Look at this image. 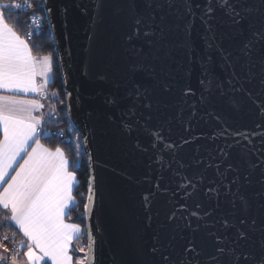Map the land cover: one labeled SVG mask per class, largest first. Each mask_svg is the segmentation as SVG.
Instances as JSON below:
<instances>
[{
	"label": "water",
	"instance_id": "1",
	"mask_svg": "<svg viewBox=\"0 0 264 264\" xmlns=\"http://www.w3.org/2000/svg\"><path fill=\"white\" fill-rule=\"evenodd\" d=\"M149 2L153 3L151 9L146 6ZM157 3L164 7L156 8ZM169 3L173 7L169 8ZM208 3L41 0L57 56L66 113L77 129L88 170L87 211L84 207V256L90 253L87 264H161L159 254L151 252L153 237L159 233L166 243L176 234L167 221L173 212L177 217H188L195 226L193 211L203 215L215 209L208 217L210 222L231 210L223 197L216 208L215 199L205 195L204 189L220 179L216 165H220V172L229 163L241 171L251 170L252 183L243 192L252 203V214L260 217V200L255 193L261 190V169H251V163L264 164V112L260 110L264 104V85L260 82L264 44L257 45L250 58L241 49L251 32L264 24V5L262 0H242L249 11L240 25H233L221 9L207 20ZM137 16L144 21L139 34L134 24ZM153 30L155 35H143ZM189 30L191 49L185 47ZM212 35L216 45L225 50L223 54L207 47ZM227 63L234 65L243 91L230 90L227 81L232 69ZM201 79L205 80L203 86ZM161 80L172 85L170 91L161 90ZM208 80L213 83L209 85ZM133 82L149 88L155 103L151 112L137 105L129 132L123 121L129 119L127 112L135 100L128 95ZM217 84H222L225 95H220ZM186 87L192 94L184 95ZM202 93L207 97L204 101ZM106 98L118 103L106 104ZM221 129L227 130L223 136ZM150 132H159L168 142L163 152L152 147ZM221 149L229 153L227 158ZM233 175L229 172L228 179ZM184 177L197 187H188ZM181 205L186 208L181 209ZM177 222L185 221L181 218ZM183 235L189 232L185 230ZM195 236L203 253L199 260L205 264L214 250L212 240L204 229ZM260 241L256 232L245 247L258 250ZM174 243L173 259L180 250L179 237Z\"/></svg>",
	"mask_w": 264,
	"mask_h": 264
},
{
	"label": "snow or ice",
	"instance_id": "2",
	"mask_svg": "<svg viewBox=\"0 0 264 264\" xmlns=\"http://www.w3.org/2000/svg\"><path fill=\"white\" fill-rule=\"evenodd\" d=\"M146 6L151 9L153 3L149 2ZM155 7L163 8L164 5L157 3ZM168 7L171 8L173 5L169 3ZM13 8H32L39 11L29 0L12 4L0 3V209H3V213L0 214L2 215L0 223L6 221L23 236L15 249H10L4 243L10 237L7 234L3 236L0 248L4 253L12 254L11 256L0 255V261L8 262V264H73V256L70 253L74 250V240H79L82 230L78 224L67 223L66 217L76 206L72 195L75 173L69 171L76 161H70L61 147L57 146L53 149L41 143L42 135L43 138H49L51 135L63 136L64 132H45L42 125L47 121L44 114L40 112L44 104L40 99L26 98L29 94L47 95V85L53 71L52 56L49 54L38 58L33 54L34 46H30L28 40L22 38L17 31V28L23 29L27 25L9 23L5 18V11ZM216 9L225 11L233 25H240L246 19L244 13L249 11L242 0H209L205 9L207 20L210 21L214 17ZM47 10L51 12L50 8ZM8 19H12L11 12ZM154 19L153 17V21ZM160 19L163 20L164 17L161 16ZM143 22V17H136L134 24L137 26L135 29L137 34ZM33 24L35 31L28 33L29 36L34 35L36 31H41V20H34ZM160 31L163 32V29L161 28ZM208 31H212L210 24H208ZM155 34L154 30L151 33L149 31L143 33L145 37ZM187 35L185 47L191 49L190 30ZM131 38L130 35L129 39ZM260 44H264V24L251 32L250 38L243 44L241 50L250 58ZM207 47L215 48L222 54L225 51L221 46L216 45L214 35L208 40ZM223 58L225 61L228 60L227 56ZM207 59L211 60L212 57L209 55ZM261 65L264 71V59L261 60ZM226 67L232 69L227 81L230 90L233 93L243 91V85L240 84L241 78L235 71L234 65L227 63ZM132 70L136 71L135 68ZM205 72L210 75L207 69ZM153 75H155L154 71ZM260 82L264 85V76L261 77ZM159 83L163 92L171 90L172 85L167 81L161 80ZM207 83L211 85L213 81L208 80ZM200 84L203 86L205 80L201 79ZM238 84L239 87H237ZM217 87L220 89V95H225L222 84H217ZM206 91L210 92L211 89ZM189 94H192V90L186 87L184 95ZM128 95L135 97V100L127 112L129 119L123 123L124 127L131 132L134 122L131 118L137 116V105L151 112L155 101L151 90L136 82H133ZM206 99L207 97L202 93L201 100ZM105 103L116 104L118 101L106 98ZM260 110L264 112V104L261 105ZM139 114L143 115V112ZM192 115H196L195 111ZM48 119H51V116ZM148 119H151V116H148ZM135 123L138 124L139 120H135ZM69 131H77V129L70 128ZM226 131L221 129L220 134L223 136ZM149 134L153 137V148L160 147L163 152L168 147V142L159 132ZM87 139L88 137L84 136L85 142ZM74 147L78 150L81 144L74 143ZM220 151L225 158L229 156V153L223 149ZM255 168L261 169L259 181L261 190L255 193L260 200V217L257 218L252 214V203L243 192L244 187L252 183L251 170L241 171L240 167L229 163L225 171L220 172V165H216L220 179L213 180L204 192L209 200L215 199L216 208L221 206V197H223L231 210L221 213L210 222L208 217L214 215L215 209L204 211L203 215L193 211L191 216L196 218L195 226L188 217L182 215L177 217L176 212H173L167 217V221L173 224L176 234L168 238L166 243L161 240L159 233L153 237L151 252L159 254L161 264H201L199 257L203 253L198 248L195 234L202 229L211 238L214 249L205 264H264V164L251 163V169ZM229 172L234 173L230 180ZM184 179L188 187H197L190 178L184 177ZM224 180H228L227 184ZM200 182L203 183L202 177ZM180 207L184 209L186 205ZM196 208L200 209L201 205L197 204ZM85 211H87V205H85ZM181 218L185 221L183 224L177 222ZM210 228L214 230L207 231ZM185 230L189 232L188 236L183 235ZM256 232H259L261 236L259 249L249 250L245 246L253 239ZM177 237L181 242L180 250L173 259L172 254L176 252L174 242ZM75 250L84 251L83 248ZM21 252L24 259H20ZM89 255L90 253H87L83 258L77 259L75 264H87Z\"/></svg>",
	"mask_w": 264,
	"mask_h": 264
},
{
	"label": "trees",
	"instance_id": "3",
	"mask_svg": "<svg viewBox=\"0 0 264 264\" xmlns=\"http://www.w3.org/2000/svg\"><path fill=\"white\" fill-rule=\"evenodd\" d=\"M16 0H0L3 4H12ZM35 8H38L39 11H35L32 8H29L27 11H19V10H8L5 11V18L7 22L13 24H25L26 28H17L18 33L24 38L25 34L28 30L30 17L35 14H40L43 16V25L41 26V31L36 32L34 35L28 39L30 46L33 47V54L35 56H43V55H51L52 56V79L48 84V92L46 97L45 106L49 107L50 110L46 115L47 123L43 124V128L45 132L48 133H58L64 132L63 136L51 135L49 138H43L41 141L49 146L50 148H55L57 146L61 147L65 153L68 155L69 160H75L76 163L73 167L69 169L73 171L77 178V184L74 187L73 194L75 197V207L66 217L67 220L79 224L83 228V233L80 236L79 240H75L73 243V260H77L84 257L85 249H86V234H85V221H84V207L86 203V197L88 193V170L86 166V161L81 151V147L77 150L74 147V143L80 144V138L78 136L77 131H69V129H75L67 116L66 108H65V97L64 91L62 87V80L59 72L57 56L54 51L53 43L50 37V30L47 26V22L44 16V11L41 5V0H29ZM9 12L12 13V19H8ZM55 93V95H53ZM55 115V117H54ZM51 116V119L48 117ZM3 213V209H0V214ZM0 219H2V215H0ZM13 233L15 235L13 236ZM7 234L10 239L5 241L4 243L10 249H15L19 246V241L23 239L22 235L18 232L15 227L9 226V224L5 221L0 223V241H3V236ZM77 248H83L84 251H76ZM9 252L8 254H10ZM22 253L20 255V259L22 257ZM12 254V253H11Z\"/></svg>",
	"mask_w": 264,
	"mask_h": 264
},
{
	"label": "crops",
	"instance_id": "4",
	"mask_svg": "<svg viewBox=\"0 0 264 264\" xmlns=\"http://www.w3.org/2000/svg\"><path fill=\"white\" fill-rule=\"evenodd\" d=\"M1 3V2H0ZM22 37V36H21ZM23 38V37H22ZM44 56V55H43ZM43 56H37L38 58H42ZM39 79V78H38ZM51 79H52V73L50 74V79H49V82L51 81ZM49 84V83H48ZM47 92H48V85H47ZM46 97H47V95L46 96H36L35 94H29L28 95V97H26V98H36V99H40V101H41V103H43L44 104V108H42L41 110H40V112L42 113V114H44V116H45V118H46V115L48 114V112H49V110H50V108L49 107H47V106H45V104H46ZM50 113V112H49ZM42 127H43V125H42ZM41 143H43L42 141H41ZM44 144V143H43ZM45 146H47L46 144H44ZM47 147H49V146H47ZM54 149V148H53ZM69 171H71L70 169H69ZM73 184H74V186H73V190H74V187H75V185L77 184V178H76V175H75V180H74V182H73ZM73 190H72V195H73V198H74V201L76 202V200H75V197H74V194H73ZM66 222L67 223H74V222H71V221H69V220H67L66 219ZM75 224H77V223H75ZM79 225V224H78ZM81 227V226H80ZM81 230H82V233H83V228L81 227ZM21 235H22V233H20ZM23 237V236H22ZM75 241V240H74ZM74 243V242H73ZM72 256H73V254H72V252L70 253ZM21 259H24V257H23V253H22V257H21ZM75 260H73V264H75Z\"/></svg>",
	"mask_w": 264,
	"mask_h": 264
},
{
	"label": "built area",
	"instance_id": "5",
	"mask_svg": "<svg viewBox=\"0 0 264 264\" xmlns=\"http://www.w3.org/2000/svg\"><path fill=\"white\" fill-rule=\"evenodd\" d=\"M21 2H22V0H16L14 3H21ZM12 10L27 11L28 9H15V8H13ZM34 20H41L42 21L41 26L43 25V16L42 15H40V14L32 15L30 17V22H29V26H28L29 28H28V30H27V32L25 34V37H24L27 40L30 39V37L32 36V35L29 36L28 33H32V32L35 31V27H34V24H33ZM36 32H38V31H36ZM54 117H55V115H54Z\"/></svg>",
	"mask_w": 264,
	"mask_h": 264
},
{
	"label": "rangeland",
	"instance_id": "6",
	"mask_svg": "<svg viewBox=\"0 0 264 264\" xmlns=\"http://www.w3.org/2000/svg\"><path fill=\"white\" fill-rule=\"evenodd\" d=\"M0 255L11 256V253H10V254H8V253H4V252H3V249L0 248ZM0 264H8V262L0 261Z\"/></svg>",
	"mask_w": 264,
	"mask_h": 264
}]
</instances>
